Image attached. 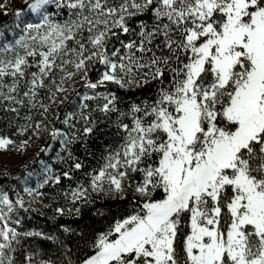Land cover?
Masks as SVG:
<instances>
[{"label": "snow or ice", "instance_id": "obj_1", "mask_svg": "<svg viewBox=\"0 0 264 264\" xmlns=\"http://www.w3.org/2000/svg\"><path fill=\"white\" fill-rule=\"evenodd\" d=\"M21 3L0 25V264H264V0ZM84 209L104 226L60 222Z\"/></svg>", "mask_w": 264, "mask_h": 264}, {"label": "trees", "instance_id": "obj_2", "mask_svg": "<svg viewBox=\"0 0 264 264\" xmlns=\"http://www.w3.org/2000/svg\"><path fill=\"white\" fill-rule=\"evenodd\" d=\"M18 7H23L21 0H13L12 9L9 11L8 15H4L2 12H0V25L11 24L12 22L11 11ZM12 169L13 171L18 170L16 166H13ZM109 206L113 209L117 207L115 203H112ZM82 211H83V214L80 219L62 218L60 222L71 224L73 227L79 224L87 232H91L93 229H100L104 226V221H102L99 218L94 217L92 215L91 210L84 209ZM49 225H50V222L46 220L44 217L39 216V215H34L31 221L29 222L28 227H45L46 228Z\"/></svg>", "mask_w": 264, "mask_h": 264}, {"label": "rangeland", "instance_id": "obj_3", "mask_svg": "<svg viewBox=\"0 0 264 264\" xmlns=\"http://www.w3.org/2000/svg\"><path fill=\"white\" fill-rule=\"evenodd\" d=\"M12 1L13 0H11L10 10L12 9ZM4 163H7L9 166L13 167L16 166L19 161L16 157L12 156L11 154L0 152V165H3Z\"/></svg>", "mask_w": 264, "mask_h": 264}]
</instances>
